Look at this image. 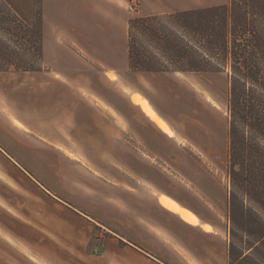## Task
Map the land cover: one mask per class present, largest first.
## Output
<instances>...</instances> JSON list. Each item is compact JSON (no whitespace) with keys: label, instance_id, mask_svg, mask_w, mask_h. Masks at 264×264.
I'll return each instance as SVG.
<instances>
[{"label":"crops","instance_id":"0c3cea01","mask_svg":"<svg viewBox=\"0 0 264 264\" xmlns=\"http://www.w3.org/2000/svg\"><path fill=\"white\" fill-rule=\"evenodd\" d=\"M4 1L31 20L33 0ZM132 1L42 0L43 69L0 72V154L33 185L0 189V264H228L217 180L163 164L176 159L173 144L214 157L227 120L219 126L217 102L181 79L208 73L129 69ZM151 1L146 12L140 0L143 16L170 13L169 0ZM185 100L200 110L183 128Z\"/></svg>","mask_w":264,"mask_h":264},{"label":"trees","instance_id":"16d2710c","mask_svg":"<svg viewBox=\"0 0 264 264\" xmlns=\"http://www.w3.org/2000/svg\"><path fill=\"white\" fill-rule=\"evenodd\" d=\"M127 41L133 72L227 74V210L245 243L228 264L264 260V0L131 17ZM42 69V0L30 21L0 0V72Z\"/></svg>","mask_w":264,"mask_h":264},{"label":"rangeland","instance_id":"374dc122","mask_svg":"<svg viewBox=\"0 0 264 264\" xmlns=\"http://www.w3.org/2000/svg\"><path fill=\"white\" fill-rule=\"evenodd\" d=\"M227 0H169V12L172 13L175 10H190L196 8H205L210 6H216L220 4L226 3ZM145 10L146 12H151L156 10L154 7L155 3H152L151 0H145ZM131 17L143 16V11L141 9L140 0H133L131 4ZM185 82H194L196 87L201 91L202 97L205 96L208 100V96L213 98L215 102H217L218 106L216 107L211 102L210 104L213 106V113H216L217 123L218 125H223L226 127L227 120V107H226V91H227V82L228 77L226 73H208V74H196V75H185L182 78ZM210 94V95H209ZM186 112L181 117V124L183 128L189 126L188 124V115L187 112L197 111L199 108L195 103H189L185 100ZM211 106V107H212ZM215 106V107H214ZM200 110V109H199ZM206 111H208L206 109ZM204 113L205 120L210 116L209 113ZM203 117V118H204ZM198 122V121H197ZM201 122V121H200ZM203 122V121H202ZM213 123V121H212ZM203 124V123H202ZM214 124V123H213ZM223 134L221 130L219 131L218 136H212L211 138V146L213 147L214 157L203 153L197 147H191L188 144H180L173 147L176 152V159L174 161H170L168 163H163L165 168L169 170L171 173H174L183 179L186 178L184 175L189 173V175H193L196 179H200L201 177L204 179V176L210 174L217 180L218 183V202H219V210L217 211L220 214H223L227 218L228 222V234H229V242L233 245L234 255L233 261L236 260V256L238 253H241L245 248V243L243 241V234L239 230L237 226H234L232 222L228 219V210L226 207V199L228 198V192L230 190V181L226 174V135L224 136V147H223ZM168 136V135H167ZM169 137V136H168ZM170 138V137H169ZM171 139V138H170ZM220 142L221 146L219 155L217 154L216 146ZM187 156L191 161L190 169L185 168L181 162L179 161V155ZM174 155V154H173ZM172 155V156H173ZM171 156V158H172ZM198 175H201L200 178ZM11 187V185L21 186L24 189H31L33 185L28 182L24 178V176L19 172V170L9 162L3 155L0 154V189L2 185ZM10 184V185H9ZM193 186V185H192ZM222 194V196H221ZM2 199V198H0ZM3 200V199H2ZM0 206L6 208L5 204L0 200ZM1 212V211H0ZM245 240V238H244ZM255 264H264V260L261 259L259 254L254 255ZM36 262V260H34ZM241 264H247V262H240ZM10 264H26L24 260L18 258L17 256L10 257Z\"/></svg>","mask_w":264,"mask_h":264},{"label":"bare ground","instance_id":"6f19581e","mask_svg":"<svg viewBox=\"0 0 264 264\" xmlns=\"http://www.w3.org/2000/svg\"><path fill=\"white\" fill-rule=\"evenodd\" d=\"M134 99H136L137 101H140L146 108L147 110L149 111L150 113V116L152 118V120L157 124L159 125L160 127H162L165 131L169 132L170 134H172V132L170 131V125L164 120L162 119L161 117H159L157 114H155L151 108L149 107L148 103L142 99L141 97H139L138 95H134ZM177 140H179L177 138ZM166 202V201H165ZM181 214L185 217H189V215L183 211H181Z\"/></svg>","mask_w":264,"mask_h":264}]
</instances>
